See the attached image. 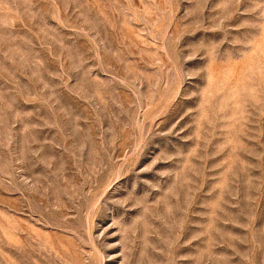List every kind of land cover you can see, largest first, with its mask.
I'll use <instances>...</instances> for the list:
<instances>
[{
    "label": "rangeland",
    "instance_id": "rangeland-1",
    "mask_svg": "<svg viewBox=\"0 0 264 264\" xmlns=\"http://www.w3.org/2000/svg\"><path fill=\"white\" fill-rule=\"evenodd\" d=\"M0 264H264V0H0Z\"/></svg>",
    "mask_w": 264,
    "mask_h": 264
}]
</instances>
